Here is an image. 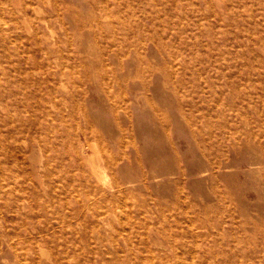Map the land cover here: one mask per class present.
<instances>
[{
    "label": "rangeland",
    "instance_id": "obj_1",
    "mask_svg": "<svg viewBox=\"0 0 264 264\" xmlns=\"http://www.w3.org/2000/svg\"><path fill=\"white\" fill-rule=\"evenodd\" d=\"M17 1L0 264H264V0Z\"/></svg>",
    "mask_w": 264,
    "mask_h": 264
},
{
    "label": "bare ground",
    "instance_id": "obj_2",
    "mask_svg": "<svg viewBox=\"0 0 264 264\" xmlns=\"http://www.w3.org/2000/svg\"><path fill=\"white\" fill-rule=\"evenodd\" d=\"M34 1H36V0H34ZM39 2H41V0H38ZM17 3H18V5H23V7H26V6H29V7H33L32 6V4H33V0H18L17 1ZM3 8H2V6H0V27H1V25L2 24H4V18H3V16H2V12H1V10H2ZM20 12H22L21 10H19ZM34 13H35V11H34ZM7 15H10V19H13V20H15V18H16V16L14 15V13L12 12V10H9L8 11V13H6ZM24 16H25V14H24ZM51 19V18H50ZM49 17H45L44 18V20H46L47 22H49ZM42 20V19H41ZM46 28H48V26L46 27ZM38 41V37H36L35 38V34H33L32 35V37H31V40L34 42V43H36V40ZM57 55L59 56V52L57 53ZM57 66L58 67H61L62 65H61V63H57ZM61 74H62V71L60 72ZM91 150H92V153L94 154V155H96L97 154V150L95 149V147H91ZM91 159H93L94 160V158L92 157ZM97 159V158H96ZM92 161V160H91ZM93 163H94V161H93ZM92 163V164H93ZM94 165V164H93ZM97 165H98V163H97ZM95 166V165H94ZM96 168H97V166H96ZM98 169V168H97ZM96 213V212H95ZM95 213H94V215H95ZM96 215H99V214H96ZM95 215V216H96Z\"/></svg>",
    "mask_w": 264,
    "mask_h": 264
}]
</instances>
